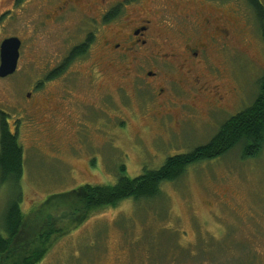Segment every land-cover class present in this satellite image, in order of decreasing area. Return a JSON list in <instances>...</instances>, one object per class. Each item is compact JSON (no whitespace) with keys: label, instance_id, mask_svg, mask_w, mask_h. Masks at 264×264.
I'll use <instances>...</instances> for the list:
<instances>
[{"label":"rangeland","instance_id":"374dc122","mask_svg":"<svg viewBox=\"0 0 264 264\" xmlns=\"http://www.w3.org/2000/svg\"><path fill=\"white\" fill-rule=\"evenodd\" d=\"M42 5V0H22L12 7L10 0H0V41L10 35L21 39L16 70L0 77V110L23 149L20 187L0 182L1 224L7 201L19 192L20 208L30 223L37 219L31 211L41 208L51 194L83 183H114L120 164L129 176L160 166L168 155L209 140L220 122L249 104L257 92L264 71V39L246 42L236 30L228 39L231 48L211 51L209 57L222 69L216 82L227 92L224 102L230 113H214L205 102H195L196 118H185L176 127L174 115L159 124L140 110L141 95L124 81L126 90H112L113 98L99 100L77 90L74 97L97 103L76 107L72 97L69 110L56 117L40 111L35 117L28 107L36 98L35 92L27 97L30 83L61 50L53 45L51 27L43 25ZM231 17L232 22L239 20L236 12ZM194 31L200 34L198 27ZM174 36L177 49L182 38ZM203 65L201 72L207 73L209 65ZM231 86L234 91L227 90ZM239 97L245 100L240 108ZM59 235L38 264H198L200 252L205 264H264V148L257 156L242 158L236 145L193 163L177 180L162 182L159 195L127 197L100 207Z\"/></svg>","mask_w":264,"mask_h":264},{"label":"flooded vegetation","instance_id":"af4514ba","mask_svg":"<svg viewBox=\"0 0 264 264\" xmlns=\"http://www.w3.org/2000/svg\"><path fill=\"white\" fill-rule=\"evenodd\" d=\"M10 1L14 7L22 0ZM42 1L43 25L51 27L53 45L61 50L53 52L46 69L31 81L27 97L35 92L36 98L28 107L35 117L40 111L48 110L56 117L69 110L77 90L99 100L113 98L112 90H126L122 89L124 81L141 95L140 110L159 124L174 115L176 127L185 118H196L192 111L199 114L196 103L202 102L214 113H230L224 102L227 92L216 82L222 69L212 63L210 52L231 48L228 39L236 30L246 42L264 37V0ZM233 12L239 23L232 22ZM196 27L200 34L194 31ZM172 36L182 38L177 49ZM144 59L147 63L141 64ZM203 61L209 65L207 73L201 72ZM227 90L234 91V86ZM83 98L73 104L89 107L97 103ZM239 100L238 108L245 101Z\"/></svg>","mask_w":264,"mask_h":264},{"label":"trees","instance_id":"16d2710c","mask_svg":"<svg viewBox=\"0 0 264 264\" xmlns=\"http://www.w3.org/2000/svg\"><path fill=\"white\" fill-rule=\"evenodd\" d=\"M257 66L262 69L260 64ZM6 115L0 110V182L8 181L12 186L20 187L23 149L16 129H10ZM236 145L240 146L242 158L257 156L264 148V71L249 104L222 120L209 140L186 152L168 155L160 166L144 167L142 173L129 176L120 164L114 183H83L51 194L41 203V208L35 206L31 211L37 219L30 223L19 205L22 192L10 198L0 223V264H38L51 248L55 235H61L69 224H81L93 210L114 205L127 197L135 200L153 198L159 195L162 182L177 180L189 165L220 156ZM201 255H198V264H205Z\"/></svg>","mask_w":264,"mask_h":264},{"label":"water","instance_id":"95a60500","mask_svg":"<svg viewBox=\"0 0 264 264\" xmlns=\"http://www.w3.org/2000/svg\"><path fill=\"white\" fill-rule=\"evenodd\" d=\"M20 44V38L14 35L4 37L0 41V77L16 70Z\"/></svg>","mask_w":264,"mask_h":264}]
</instances>
